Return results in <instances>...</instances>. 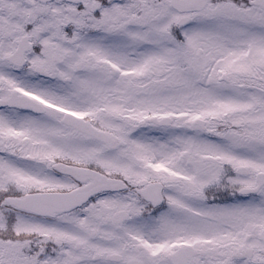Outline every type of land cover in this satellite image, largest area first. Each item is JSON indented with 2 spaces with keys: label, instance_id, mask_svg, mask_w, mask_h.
I'll return each mask as SVG.
<instances>
[{
  "label": "snow or ice",
  "instance_id": "6c2138e0",
  "mask_svg": "<svg viewBox=\"0 0 264 264\" xmlns=\"http://www.w3.org/2000/svg\"><path fill=\"white\" fill-rule=\"evenodd\" d=\"M0 264H264V0H0Z\"/></svg>",
  "mask_w": 264,
  "mask_h": 264
}]
</instances>
